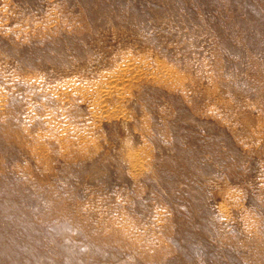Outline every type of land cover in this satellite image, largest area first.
Segmentation results:
<instances>
[{
  "label": "rangeland",
  "instance_id": "374dc122",
  "mask_svg": "<svg viewBox=\"0 0 264 264\" xmlns=\"http://www.w3.org/2000/svg\"><path fill=\"white\" fill-rule=\"evenodd\" d=\"M0 264H264V0H0Z\"/></svg>",
  "mask_w": 264,
  "mask_h": 264
}]
</instances>
